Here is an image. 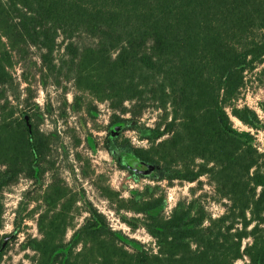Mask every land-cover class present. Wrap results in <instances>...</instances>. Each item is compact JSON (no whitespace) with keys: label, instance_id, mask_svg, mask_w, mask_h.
<instances>
[{"label":"trees","instance_id":"trees-1","mask_svg":"<svg viewBox=\"0 0 264 264\" xmlns=\"http://www.w3.org/2000/svg\"><path fill=\"white\" fill-rule=\"evenodd\" d=\"M34 50L44 84L73 83L75 109L86 94L109 102L106 148L122 169L150 166L161 179L201 186L207 176L225 212L213 218L193 200L166 217L163 196L140 195L120 207L145 215L155 248L113 230L92 205L66 242L78 195L58 174L45 185L58 136L44 132L36 104L34 114L16 115L10 100L20 99L12 71ZM255 72L264 77V0H0V264L16 236L1 234L4 195L23 177L44 183L28 204L47 207L34 211L40 237L25 247L35 253L31 264H264V153L231 120L258 129L256 112L237 105ZM86 105L95 118L97 107ZM150 108L161 117L139 133L149 146L133 147L123 134ZM30 216L17 211L18 230Z\"/></svg>","mask_w":264,"mask_h":264},{"label":"rangeland","instance_id":"rangeland-1","mask_svg":"<svg viewBox=\"0 0 264 264\" xmlns=\"http://www.w3.org/2000/svg\"><path fill=\"white\" fill-rule=\"evenodd\" d=\"M83 42L91 43L88 39H84ZM61 55L57 53L58 58ZM39 58L40 53L34 50L27 61L16 64L12 73L16 78V84H19L17 95L19 94L20 99L17 100L12 96L10 100L16 112L34 114L36 104L45 115L46 121L42 124L44 132L56 133L58 136L52 148V159L56 162V166L45 176V185L50 182L53 174H58L70 190V195H78L79 202L74 210L76 219L73 228L71 227L65 236L66 242L71 241L75 230L84 223L88 217L87 207L92 205L106 217L113 230L148 248H155V240L144 227L145 215L120 207V204H128L130 200L140 195L146 198L163 196L166 217L171 215L179 203L193 200H199L201 206H204L213 218L225 212L226 201L215 200L214 188L207 176L201 178V186L198 182L172 183L159 178L156 173L144 177L123 170L118 164L119 157L106 148L108 127L113 114L109 102L94 101L86 94L83 97L85 105L82 106V110L75 109L73 104L77 90L73 83L63 80L61 86H56L51 78L44 84L41 78L44 73ZM256 73L259 72L248 75L247 85L242 90L237 105L239 108L248 107L256 112L260 119L258 129L244 125L233 116L231 120L238 131L251 133L255 139V146L264 153V77H258ZM31 96L32 99L27 102L29 105L27 106L24 101ZM86 104L97 107L95 118L87 112ZM21 112H17L16 115H20ZM130 117L131 115H126V118ZM160 117L161 112L150 108L138 120L136 128H131L123 134V139L130 141L133 147L146 149L149 144L139 137V133L154 128ZM77 141L81 144L77 145ZM43 185L44 183L33 186V182L23 177L17 185L6 191L4 195L6 211L1 234L16 236L15 239H10L8 254L2 264H31L30 259L35 253L25 247L29 238L40 237L37 227L38 215L34 214V211L36 209L45 211L47 207L42 201L34 200L28 204L27 200L40 197L44 190V188L40 189ZM107 191L114 193L113 199L106 196ZM28 192L30 196L26 195ZM17 211H20L23 217L31 215L30 218H26L19 230L15 225ZM246 262L240 260L236 264H246Z\"/></svg>","mask_w":264,"mask_h":264},{"label":"flooded vegetation","instance_id":"flooded-vegetation-1","mask_svg":"<svg viewBox=\"0 0 264 264\" xmlns=\"http://www.w3.org/2000/svg\"><path fill=\"white\" fill-rule=\"evenodd\" d=\"M125 171H128L129 173H133V174H137L140 176H147L150 177L152 175L155 174V168L154 167H147V166H142L139 164H136L135 169H132V166L130 165H124V169Z\"/></svg>","mask_w":264,"mask_h":264}]
</instances>
